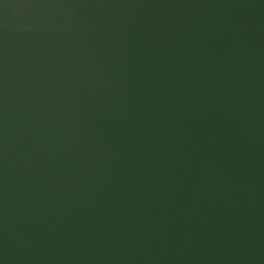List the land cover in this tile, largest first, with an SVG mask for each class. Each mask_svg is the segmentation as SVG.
<instances>
[{
    "label": "water",
    "instance_id": "water-1",
    "mask_svg": "<svg viewBox=\"0 0 264 264\" xmlns=\"http://www.w3.org/2000/svg\"><path fill=\"white\" fill-rule=\"evenodd\" d=\"M0 264H264V0H0Z\"/></svg>",
    "mask_w": 264,
    "mask_h": 264
}]
</instances>
